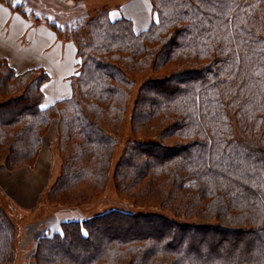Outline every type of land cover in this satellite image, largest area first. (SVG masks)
Segmentation results:
<instances>
[{
    "label": "trees",
    "instance_id": "obj_1",
    "mask_svg": "<svg viewBox=\"0 0 264 264\" xmlns=\"http://www.w3.org/2000/svg\"><path fill=\"white\" fill-rule=\"evenodd\" d=\"M150 1L154 19L136 32L82 0H0L72 40L79 59L71 95L45 109L47 75L0 60L5 167L32 164L56 118L45 200L77 210L106 186L131 77L145 75L112 183L173 215L107 207L61 220L38 236L33 264H264V0ZM13 240L0 207V264Z\"/></svg>",
    "mask_w": 264,
    "mask_h": 264
},
{
    "label": "crops",
    "instance_id": "obj_2",
    "mask_svg": "<svg viewBox=\"0 0 264 264\" xmlns=\"http://www.w3.org/2000/svg\"><path fill=\"white\" fill-rule=\"evenodd\" d=\"M96 11L106 9L111 20L127 18L134 31L145 30L154 19L150 0H100ZM87 7V6H86ZM89 13L88 10H86ZM0 60L15 72L40 70L47 75L41 83L40 108H48L72 93V77L79 72L74 42L59 36L42 22H35L0 2ZM52 120L43 135L33 165L8 170L0 158V191L16 206L34 208L51 179L49 143L55 135ZM28 211V210H26Z\"/></svg>",
    "mask_w": 264,
    "mask_h": 264
},
{
    "label": "rangeland",
    "instance_id": "obj_3",
    "mask_svg": "<svg viewBox=\"0 0 264 264\" xmlns=\"http://www.w3.org/2000/svg\"><path fill=\"white\" fill-rule=\"evenodd\" d=\"M113 1V0H111ZM83 8L89 11V14L93 15L97 13V6L101 5L100 0H82ZM87 6V7H86ZM47 13L49 17H54L51 11H47V7L42 9ZM65 17V15H64ZM146 74L148 76L151 72L150 69ZM163 74V73H162ZM160 74V75H162ZM145 75H137V76H130L132 80V87L128 94V102L125 112V118L120 125L118 130V141L117 145L114 149L113 153V160L108 168L107 172V182L106 186L103 188L102 191L95 193L87 202L79 204L77 210H73V208H67L63 205H59L55 202L45 200L48 194L49 185L46 189L42 192L40 196V201L38 205L34 208H23L16 206L13 202L8 200L0 191V207L5 213V215L10 219L13 225L14 231V240L11 245V248L8 251L6 256L5 262L3 264H33V252L36 244V240L41 232L44 231H52L58 228V223L64 219L70 218H79V217H89L92 214L101 212L103 209L107 207H119L122 209H126L135 213H161L167 215L169 217H173L171 212L166 209H160L158 206H135L130 199H127L123 196H120L114 190V186L112 183V172L114 169V165L118 160L119 156L122 153V150L127 143V138L130 136V129H129V120L128 114H130L133 102L136 98L137 92L143 83V78ZM56 125V118H52ZM51 120V121H52ZM49 122L48 126L46 127L45 131L43 132L40 144L37 150L36 157L32 164L33 165L36 161L38 156V152L42 146V137L47 132L48 127L50 126ZM56 126H55V135L54 138L49 143V150L51 153V161L52 168H51V179L52 182L53 178L57 175L59 170V157L56 155ZM1 158V155H0ZM2 159V158H1ZM23 165V164H22ZM8 169V168H7ZM12 170V169H8ZM70 209V210H69ZM72 209V210H71ZM28 210V211H26ZM69 211V212H68ZM183 220L182 218H179Z\"/></svg>",
    "mask_w": 264,
    "mask_h": 264
}]
</instances>
